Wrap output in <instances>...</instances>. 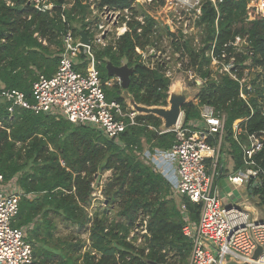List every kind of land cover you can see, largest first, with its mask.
I'll list each match as a JSON object with an SVG mask.
<instances>
[{"label":"trees","instance_id":"obj_1","mask_svg":"<svg viewBox=\"0 0 264 264\" xmlns=\"http://www.w3.org/2000/svg\"><path fill=\"white\" fill-rule=\"evenodd\" d=\"M51 2L52 12L43 13L29 0H0V90H18L33 102L32 87L38 75L51 77L58 69L63 35L72 30L76 37L82 31L93 36L87 28L100 19L93 16L92 5L100 11L106 6L123 13L128 10L130 19L125 15L121 19L128 30L95 49L103 81L112 79L108 62L116 67L127 65L133 75L125 91L134 102L167 107L172 85L168 62L159 57L151 65L156 53L144 61L137 49L159 51L165 36L172 39L173 55L180 53L183 61L187 58L185 70L205 81L197 101L183 106L185 124L200 119L201 106L214 107L217 116L225 117L223 153L231 156L234 172L244 168L242 145L248 143V136L264 141V78L260 82L258 75L251 92L243 89L247 101L241 97L240 83L247 69L260 68L264 74V12L249 10L248 0H222L216 7L204 0L195 20L200 36L196 45V38L180 29L169 32L153 16L152 11L164 7L166 0L150 4L137 0ZM238 37L246 41L240 51L233 46ZM233 58L235 67L216 77L213 60L227 65ZM105 91L109 102L117 101L127 109L119 84L106 86ZM238 120H243L240 126L246 133L235 139L233 124ZM162 130L161 118L138 115L136 125L115 140L91 126L32 110L17 107L10 115L8 104L0 102V173L6 184H15L23 193L13 226L32 227L28 241L35 264H190L192 245L183 232L185 213L198 222L201 207L173 196L171 184L142 158L147 145L162 150L173 147L176 134ZM254 159L264 171V147ZM105 172L112 174L102 190L106 207L92 213L94 184ZM253 195L264 210V180ZM144 220L148 235L137 245L140 236L129 238ZM60 224L72 229L70 236L58 235ZM85 233L88 240L81 238Z\"/></svg>","mask_w":264,"mask_h":264},{"label":"built area","instance_id":"obj_2","mask_svg":"<svg viewBox=\"0 0 264 264\" xmlns=\"http://www.w3.org/2000/svg\"><path fill=\"white\" fill-rule=\"evenodd\" d=\"M148 1L145 3L152 2ZM176 1L184 8L186 17L192 8L196 10L195 19L201 15L204 0ZM248 1L249 10L254 9L255 14L264 12V0ZM211 2L216 7L222 0ZM29 3L43 13L52 12L54 8L51 0H29ZM8 4L12 5L10 2ZM65 8L66 6H63V9ZM92 10L93 13L99 12L104 18L112 19L117 24L121 22L123 15L127 20L130 19L128 10L123 13L106 6L100 11L96 5H92ZM249 17L250 20L254 19L253 14H249ZM182 18L180 16L177 20ZM63 20H66L65 15ZM139 20L142 21V18ZM122 27L125 31L114 39L128 30L126 23L121 24L120 28ZM178 29L182 30L184 35L187 34L184 29L176 27V30ZM87 30L93 35L90 37L88 34L91 40L89 46L83 44L81 36L76 37L72 30L63 35V51L60 54L58 69L51 77L38 75L32 87L33 102L18 90H0V102L8 104L10 115L17 107L32 110L35 114L64 118L76 125L91 126L115 140H118L129 126L136 125L138 112H129L117 101L107 100L105 87L111 86L113 80L103 81L95 55V49L108 44L105 45L107 29L100 21L90 25ZM176 30L169 32L174 33ZM233 46L240 51V48L246 46V41L238 37ZM137 52L142 55L144 61L148 59V53L157 54L154 48H148L145 52L137 49ZM213 64L217 68L220 64L224 71L230 72L235 67V60L233 58L230 64L223 65L214 59ZM167 76L170 77L168 73ZM232 76L238 79L236 75ZM243 79L240 81L241 97L247 101L248 94L243 89L246 88L250 92L252 89L244 84ZM202 82L205 83L204 80ZM116 84L121 85L120 82ZM200 115V119L185 124L183 114L178 125L172 129H166L163 125L162 133L176 134L175 144L169 150L154 148L144 154L154 171L170 178L173 196L188 198L201 207L198 222H193L186 212V207H182L186 212L183 232L192 245L190 264H264V210L254 201L253 195V189L264 180V171L254 159L264 147V141L255 135H249L248 143L242 145L244 168L228 173L221 153L225 117L217 116L214 107L210 105L201 106ZM242 122L243 120H238L233 124L235 139L246 133L240 126ZM172 165L176 167L175 178L170 174ZM225 183L234 186L236 190L245 187L246 191L252 194V203L250 200L235 204L226 203V198L222 196V188L227 187ZM22 195V191L15 187V184H6L4 176L0 173V264H35L34 250L28 241V232L32 227L13 226L19 213ZM137 235L140 237L136 243L140 245L142 236L148 235L147 220L134 228L129 240ZM259 250L261 252L255 258Z\"/></svg>","mask_w":264,"mask_h":264},{"label":"rangeland","instance_id":"obj_3","mask_svg":"<svg viewBox=\"0 0 264 264\" xmlns=\"http://www.w3.org/2000/svg\"><path fill=\"white\" fill-rule=\"evenodd\" d=\"M141 4L145 2H149L148 0H137ZM191 13H187L188 16L186 17L184 14V8L177 3L176 0H166V4L164 7L156 9L152 11L153 16L159 21V23L162 25L163 28H167L169 31L176 30V27H180L184 29V31L187 33L186 36H192L196 38L195 44L200 45V36L198 35V28L195 26V17L194 14H196L195 8L191 9ZM93 16H98L102 24H104L105 28L107 29L106 39H105V45L107 43H110L115 37L118 36V34H121V22L118 24L114 22L112 19H106L102 14L97 12V14L93 13ZM182 16V20L178 21L177 19ZM172 39H168L166 36L164 37L163 44L159 48L160 50L157 51L156 56L153 58V61L151 65H154V62L157 58L165 59L168 62V70L167 73L170 75V78L172 79V85L170 87V93H169V99H168V106L166 108H169V100L172 95H185L186 96V102L189 103L191 101H194L197 94L200 92L201 87L204 85L202 82V79L196 77L193 71H187L186 64L189 63V60L185 58L183 61L182 59H179L180 53H177L173 55L174 53V46L171 44ZM146 54V53H145ZM150 53L147 54V57H149ZM151 55V54H150ZM156 58V59H155ZM219 67L215 66V64L211 65L214 68V74L216 77H219V75L224 72V69H222V66L218 64ZM221 66V67H220ZM262 69L253 68V69H247L245 70V76H244V84L247 86H250L251 89L253 88V81L258 77L259 74L260 78L258 81L261 82V80L264 78V74H262ZM111 80V86L115 85L116 83L120 82V87L124 91L123 97L125 98L127 102V109L129 112L136 111V108L134 106V100L130 94H128L125 89L122 87V81L121 78L118 76H114ZM246 86V87H247ZM181 90V91H180ZM179 91V92H178ZM175 92V93H174ZM139 115H145L142 113H139ZM164 125V121H163ZM222 154V160L226 162V166L233 165L231 159L229 156H223ZM229 170L230 167H229ZM229 172V171H228ZM230 173V172H229ZM112 176L111 172H105L102 173L100 176L99 182H95V192H94V201L92 208L90 211L94 213L96 210H103L106 207V204L104 202V197L102 195V190L105 187V184L108 182L109 178ZM98 177V175H97ZM230 186V185H229ZM222 196L225 199L226 203H241L243 201L250 200L249 194L244 191V194L241 193L240 190H235L234 186L222 188ZM179 201V198L176 199ZM111 216L115 214V212L110 213ZM72 229L65 228L63 224L59 225L58 235L59 236H70V232ZM88 233L82 234V239L88 240ZM89 244V241L87 242Z\"/></svg>","mask_w":264,"mask_h":264},{"label":"water","instance_id":"obj_4","mask_svg":"<svg viewBox=\"0 0 264 264\" xmlns=\"http://www.w3.org/2000/svg\"><path fill=\"white\" fill-rule=\"evenodd\" d=\"M81 41L83 44L89 46L91 44L90 37L86 31L80 33ZM108 76L113 78L118 76L121 78L123 89L127 90L131 82V76L133 75V69L129 68L127 65L121 67L114 66L111 62L107 63L106 66ZM134 102V101H133ZM185 95H172L169 100V108L166 107H147L133 103L138 113L145 115H154L161 118L164 121V127L166 129H172L177 126L180 122L184 112L183 106L186 104ZM261 250H259L255 258L259 255ZM236 264V263H230Z\"/></svg>","mask_w":264,"mask_h":264},{"label":"crops","instance_id":"obj_5","mask_svg":"<svg viewBox=\"0 0 264 264\" xmlns=\"http://www.w3.org/2000/svg\"><path fill=\"white\" fill-rule=\"evenodd\" d=\"M154 148H151L149 145H147V146H145V149H144V151L142 152V158L145 160V162H147V163H150V161L149 160H146L145 159V156H144V154L146 153V152H148V151H152ZM156 149H158V148H156ZM224 151L222 150V146H221V153L222 154H224L223 156H229V154H226L227 152H225V153H223ZM230 157V159H231V161H232V163H233V160H232V158H231V156H229ZM225 163V166H226V162H224ZM229 167H230V169L231 170H229ZM228 170H227V172L229 171L230 173H234V164L232 165H229L228 167ZM175 169H176V167H175V165H172L171 166V173L170 174H173V176H174V178L176 177L175 176ZM156 172V171H155ZM228 172V173H229ZM158 173V172H157ZM160 174H162V173H160ZM163 175V177L170 183V178L169 177H166L164 174H162ZM219 180V179H218ZM220 181V180H219ZM171 184V183H170ZM226 185H227V183H225ZM227 187H230V186H228L227 185ZM236 190V189H235ZM237 190H240L241 191V193L242 194H244V191H246V188L245 187H241V188H239V189H237ZM249 194V196H252V194H251V192H249V191H246V194ZM250 202L252 203V201L250 200ZM184 206V204H182L181 205V209L183 210V207Z\"/></svg>","mask_w":264,"mask_h":264},{"label":"bare ground","instance_id":"obj_6","mask_svg":"<svg viewBox=\"0 0 264 264\" xmlns=\"http://www.w3.org/2000/svg\"><path fill=\"white\" fill-rule=\"evenodd\" d=\"M125 31V28H122L121 32L123 33ZM181 91V90H180ZM179 92V91H178ZM175 93V92H174ZM253 208V207H252Z\"/></svg>","mask_w":264,"mask_h":264}]
</instances>
